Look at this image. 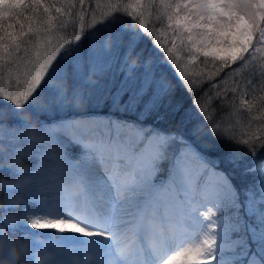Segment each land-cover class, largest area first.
Returning a JSON list of instances; mask_svg holds the SVG:
<instances>
[{
	"label": "snow or ice",
	"instance_id": "1",
	"mask_svg": "<svg viewBox=\"0 0 264 264\" xmlns=\"http://www.w3.org/2000/svg\"><path fill=\"white\" fill-rule=\"evenodd\" d=\"M74 2L66 0L64 7L72 10ZM79 3L84 5L85 0H79ZM104 7L108 11L99 20L93 16L88 31L109 24L118 29L125 24L121 17L127 16L133 22L138 19L140 33L132 35L126 31V44H121L117 36L118 46L125 51L122 53L123 67H120L119 60L115 61L121 79L118 83L112 81L113 88L109 89L107 97L112 113L104 119L61 118L56 122V113L70 106H82L80 100L83 93L79 88L66 84L54 85L57 98L52 106L42 107L33 97L47 84L46 77L53 65H59L65 59V45L70 44L73 38L78 45L82 37L87 38L85 17L80 15V26L74 37L69 36L64 40L63 36L53 35L63 21L54 23L57 18L51 15L53 11L61 14L62 7L45 5V0H0V61L7 56L24 67L23 73L17 75L14 91L0 87V106L6 103L15 110L14 115L20 121H25L21 110L27 108H32L36 113L43 111L53 119L51 125L41 121L13 133L23 142V146L14 149L12 158L34 156L39 163L31 168H22L15 162L7 165L11 176L19 179L3 185L10 198L3 205L4 214L0 216V242L7 239V252L0 251V258L5 254L14 256L11 250L15 243L12 239L14 236L5 229L14 232L19 227L24 233L20 238L31 242L25 256L32 264H39L42 253L46 255V264H69L66 258L68 253L72 254L70 264H153V257L178 237L186 221L185 213L192 208L193 198L197 194L215 199L213 206L217 211L236 210V203L245 206L238 201V197L243 192L245 200L250 198L247 193L251 189L247 186L237 189L233 185L231 201L221 199L220 193L214 190L219 177L223 176L229 184L231 180L227 172L205 167L201 152L197 150L200 146L190 143L191 139L199 136V125L186 129L191 133L186 142L183 137L177 141L176 133L151 131L138 120L112 118L120 113L136 112L137 109L143 111L141 104L145 97L148 101L144 107L149 111H158L166 103H171L175 91L172 82L147 74L134 75V62H129L133 55L145 58L139 45L150 41L171 68L169 61H176L173 56L174 40L180 39L182 44L186 41L189 45L191 59L200 56L205 68L209 66L206 62L212 64V68L204 73L206 80L187 88L196 96L193 104L207 126L204 136L211 140L204 146V151L233 169L241 168L244 176L259 172L260 215L254 223L262 237L259 241L250 238L247 221L244 235L240 236L241 228L229 222L231 216L220 220L214 218L215 212L206 211L201 213L205 216L201 230L203 238L198 234L196 242L185 241L187 246L181 244L179 249L164 259L163 264H221L218 253L225 247L233 251V258L227 264H264V155L260 154L264 149V126L258 128L259 136L249 131L241 134L247 138L238 137L235 127L226 126L224 118V112L231 107L228 92L225 90L221 94V83L213 82L215 78L226 83L229 73H241L242 68L253 64V54L264 50L258 47L264 45V0H159L158 4L156 0H150L145 10L156 7L160 13L157 20L167 18V27L173 30L172 39L169 40L173 47L161 43L159 36L152 39L155 29L150 32L144 12L137 13L136 9L141 7L138 0L135 5L129 3L126 6L121 5V0H116ZM30 36L38 37L39 42L29 40ZM27 44L32 45L31 50L22 49V45ZM22 50L25 53L23 58L18 55ZM31 51L35 52L34 56ZM80 51L79 47L73 50L74 54ZM112 67V63L101 65L98 72H110ZM260 67L257 73L253 64L252 78L245 80L244 87L251 89L259 81L258 86L264 90V65ZM173 74L186 87L183 83L186 77L177 75L176 70H173ZM235 91L232 89L233 93ZM213 92L215 95H212ZM69 95L75 98L74 104L69 103ZM125 96L127 100H124ZM201 102L207 107L201 106ZM209 109L211 112L205 115ZM173 142L180 144L179 149L171 150ZM66 143L79 147L78 158L69 156L65 151ZM241 148L246 151L241 152ZM3 151L0 148V153ZM170 152L167 177L158 182L157 177L165 171L163 166L168 162ZM249 155L253 161L260 160L256 168L246 163ZM45 183L50 191L60 194V201L68 209L67 216L47 219L35 214L34 205L41 207L45 203L42 199ZM21 205L26 207L19 213L10 214ZM221 224L224 230L217 232ZM28 226L32 230L54 229L59 233H74L85 239L78 241L74 249H64L40 241ZM233 235L237 238L233 239ZM218 237L221 240L219 245ZM257 243L262 251L254 254L251 250L255 249ZM244 244L248 245L251 260L239 258ZM181 256L185 259H178Z\"/></svg>",
	"mask_w": 264,
	"mask_h": 264
},
{
	"label": "rangeland",
	"instance_id": "2",
	"mask_svg": "<svg viewBox=\"0 0 264 264\" xmlns=\"http://www.w3.org/2000/svg\"><path fill=\"white\" fill-rule=\"evenodd\" d=\"M140 1V0H138ZM137 3V2H136ZM135 3V4H136ZM134 4V5H135ZM138 10V9H136ZM42 11V10H41ZM53 15V14H51ZM97 20L102 18V14L99 13L98 15L94 14L93 15ZM93 17H91L89 23L91 22ZM46 19V18H45ZM128 21H131L130 19ZM88 23V24H89ZM88 24L87 26L85 25L86 28V39L82 37V42L78 45L77 42L72 40L70 44L65 45V48L67 51L65 52V59L61 60L59 65L54 64L53 68L49 72V76L46 77L47 84L44 86L43 90L39 92V94H34V99L36 100L37 104L40 106H52V104L56 100L57 94L54 91V85L56 84H66L70 85L73 87H78L79 90L83 93L80 103L81 107L80 108H74V107H69L71 111H76L80 110L81 113H76L73 114L69 112L68 110H65L63 112H58L55 114L56 116V122H58L61 118L63 119H77V120H88V119H104L105 117H109L112 112L108 113H101V111H98L97 108L103 107L105 104L107 105V108L110 107V101L107 100V97L109 95V89L113 88V83L112 81L115 80L117 83L121 79L119 75V68L117 67L115 61L119 60L120 67H123V61L124 57L122 53H124L125 49L121 46H118L117 44V36L120 37L121 44H126L127 43V38L125 33L126 31H130L132 35H137L136 30H132L129 27V23L125 21V24L120 27L116 28L113 25H99L95 29H92L91 31H88ZM123 34L125 35L123 37ZM53 35H60L63 36L64 40H67L71 34L63 30V27H58L54 32ZM74 37V36H73ZM29 40L34 41V42H39L38 37H29ZM176 44H181L183 45L187 50L189 48V45L185 41L183 44L181 43V40H178V43ZM23 48H29L31 50L32 45L27 44V45H22ZM79 47L81 51L78 54H74L73 50ZM140 50H143L145 48V44L141 43L139 45ZM115 50V52H114ZM117 53H120L121 55H116ZM21 58L25 56L24 51H21L18 54ZM31 55H35L34 51H31ZM164 56H162L159 52L158 53H148V55H145V58L140 57L139 55H133L132 56V61L129 63L132 64L134 62V66L132 67V71L134 75H143L147 74L150 77L155 76V77H161L165 78V67H160L162 61L164 60ZM109 63L113 64V67L110 72L106 71L103 74H99L98 70L101 67V65H107ZM160 63V64H159ZM179 67L184 70V76L187 79L194 78V72L193 68L191 71L189 70V66L180 64ZM0 87H3L5 89H10L12 91L15 90L16 85H15V80L17 79L18 73H23L24 67L22 64H19L18 62H12L10 63L9 66L3 68L0 70ZM55 72V74L51 75L52 72ZM159 75L157 74L158 72ZM91 81V83H89ZM65 91H67V87L65 88ZM124 100H127V96L124 97ZM68 101L70 104L75 103V98L72 97L71 95L68 96ZM98 101H103V103H97ZM148 98L145 97L144 102L141 104V111H140V116L142 112H147L149 111V108H145L144 105L147 103ZM150 107V106H149ZM90 109L97 110V111H90ZM87 110V111H86ZM14 111L10 109V107L4 103L2 106H0V148H2L4 151L0 153V160L4 162V157H7L8 160L11 162L12 159V152L16 147H22L23 142L16 136L13 135L14 132H19L22 131L25 127H31L39 122L43 121L49 125L53 123L52 117L48 116L45 112L41 111L39 113H36L33 111L32 108H27L26 110H21L22 115L25 117V121H20L18 120L15 115ZM194 113H189L188 116H193L196 117L199 115V112L195 109L192 110ZM120 116V115H119ZM118 115L112 117V118H118ZM9 118H12L11 121H8ZM140 118V119H139ZM130 117V119L133 120H138V122L143 123L146 127L150 128L151 131H162L165 132L163 129L159 128L156 125L157 120L159 119L156 118L153 121H144L141 119V117ZM187 124H189V129L193 128L195 125L200 126V131L199 133H202L199 135L196 139L198 141L205 140L204 133L207 131H204L203 129V122L202 121H195L190 120L189 118L185 121ZM14 123H19L20 125H17ZM4 124L8 125V128H11L12 130L7 133L2 131V127ZM14 125V126H12ZM2 126V127H1ZM228 127H232V125L226 124ZM241 127V126H240ZM204 132V133H203ZM176 133V140H180L181 137L184 138L186 142L189 141L188 137L184 136V133L182 134L181 132H173ZM187 134H190V131L186 132ZM63 136V133L60 134ZM67 140V138H65ZM190 143L192 145H196L195 141L190 140ZM73 145L71 143H66L65 146V151L68 153V151L71 149L73 150ZM171 150L175 151L179 149L180 144L173 142L171 145ZM198 150V149H197ZM200 151V150H198ZM201 152V151H200ZM79 151H76L74 153V157L78 158ZM203 160H204V166L210 169H216V162L212 158L205 156L201 153ZM70 157H73L69 154ZM171 163V152L169 153V159L168 162L164 164V169L166 166H168ZM0 167L5 169V166L0 165ZM257 167V166H256ZM220 171V170H219ZM221 172V171H220ZM166 174V170L161 173L160 176L157 177V181L161 182L162 176ZM255 189L254 191L250 194V203L248 205L249 211H251L252 214H256V218L259 217L260 211H259V200H260V192H259V184H258V177H259V172L257 171L255 173ZM47 185L45 183L44 187ZM215 191L220 193V198L225 199L227 201H231L234 193L232 191V186L229 184L223 176L219 177L217 182H216V187L214 189ZM3 192V205L5 202L10 198L2 189ZM254 194V195H253ZM43 199V197H42ZM46 199V198H45ZM211 197H202L199 194L193 198V204L192 208H189L185 214H188V225L193 228L188 230V234H193L191 236V242L195 241L198 234H201V230L204 227V223L202 221H205V216L201 215V213H205L206 211L210 212H219L217 211L216 207L213 205L216 203L215 199H211ZM49 201V199H46ZM54 205V208H51L53 210H50L48 214L44 215V218L47 219H56L59 216H67L68 215V209L64 207L61 201H57ZM236 205V204H235ZM35 206V205H34ZM26 207V205H21L19 208L15 209L12 213L10 214H16L19 213L22 208ZM56 207V208H55ZM3 208V207H2ZM195 209V210H193ZM64 211V212H63ZM4 213V211H3ZM37 216H40L37 211L35 212ZM29 216L32 215V213H28ZM54 215V216H53ZM1 216V213H0ZM42 217V216H41ZM215 218V217H214ZM255 218V219H256ZM222 220L221 218H219ZM231 224L235 225L237 228L240 227L241 223V217L239 213L234 214L231 216ZM29 230L32 231L40 241H47L52 245H58L64 249H74L77 245L76 243L82 239H85L83 237H80L78 234H74V240L70 243L72 246L65 247V244H61L57 241H60L65 238V240L68 238L65 237L66 233H59L58 230L54 229H45V230ZM50 230V232H49ZM224 230L223 224H221L220 227L217 228V232H222ZM8 232H10L14 237H19L23 236L24 233L21 231V229L18 227L14 232L12 230L7 229ZM43 231V232H42ZM49 232V233H48ZM196 232L197 235L194 233ZM71 234V236H72ZM187 234V235H188ZM61 236V237H60ZM77 236V237H76ZM233 235V239L237 238ZM262 237V233L258 230V228H252V234L251 238L259 241ZM76 238V239H75ZM201 238L202 234H201ZM32 243H35L34 241ZM74 243V244H73ZM107 243V241H105ZM221 243L220 238L218 237V245ZM74 246V248H73ZM227 250V247H225L222 252L218 253V259L221 260V264H227L229 260L233 258V253H225ZM249 251L247 248L242 249V252L240 253L239 258L242 259V256L247 255L249 257V260H251V256L249 255ZM252 251V250H251ZM253 253H257L255 250H253ZM67 260L69 261V264L72 259V254L68 253L67 254ZM258 259V257H257Z\"/></svg>",
	"mask_w": 264,
	"mask_h": 264
},
{
	"label": "trees",
	"instance_id": "3",
	"mask_svg": "<svg viewBox=\"0 0 264 264\" xmlns=\"http://www.w3.org/2000/svg\"><path fill=\"white\" fill-rule=\"evenodd\" d=\"M109 2L115 3L116 0H99V6L97 5V0H85L84 5H80L79 0H75L74 2V8L72 10H69L64 7V4L66 3V0H45V5L54 4L56 7H62V13L56 14L54 11L51 13L53 16L57 18L54 23L57 21H63L62 25L60 27H63V30L71 34L70 36H74L75 31L79 29L80 26V15H83L85 17V25L89 23L91 17H93L94 14L98 15L99 13L103 14L104 12H107L108 9L104 7V5L108 4ZM137 2V0H121V5L126 6L129 3H132L133 5ZM141 5L140 8H137V13L143 11L144 17L146 20V23L148 25V30L151 32L155 29V34L153 35L152 39H156L157 36L160 37L161 43L167 45L168 47H173V44L169 43V40L172 39V28L167 27L169 24V21L165 17L163 21L157 20V16L160 14L157 11L156 7H149L147 10H145V6L150 4V0H140L138 1ZM159 0H156V3L158 4ZM42 10V9H41ZM64 13H68L65 15ZM75 13V14H72ZM121 19H124L126 22L129 23V27L132 30L137 31V35H139L138 31V19L133 22L128 21L129 19L127 16H122ZM125 35L123 34V37ZM126 39V37H124ZM258 38V37H257ZM179 39H175V47L173 48V56L176 57V61H169V63L172 64V67L170 68L168 64L164 62V60L161 63L160 67H165V78L166 81L172 82L175 91L173 95L171 96V103L165 104L163 107H161L158 111H147L142 112L140 116V111L137 109L136 112L125 114L120 113L117 114L119 117L125 120L130 119V117H141L144 121H153L156 119V125L163 129L166 133H173V132H181L184 133L185 137H190V134H187L188 132L186 129H189V124L185 122L188 118L190 120L195 121H202L203 117L200 115L193 118V116H188L189 113L192 112L193 109L197 110L196 106L193 104V101L196 99L195 94H191L187 88L195 87L197 84H200L202 81L207 79V76L204 75V73L208 72L209 69L212 68L211 62L208 63V68H205V62H201V57L197 56L194 60L191 59L190 55L188 54V50L181 44L178 43ZM145 44V48L142 50L145 55H148V53H158L159 51L157 49H154L152 44L147 41L142 42ZM23 47V46H22ZM258 47H261L264 49V45H258ZM23 51V50H22ZM254 61L253 64L255 65V70L258 73L261 70V65H264V50L255 52L254 54ZM251 59V58H250ZM13 61L11 58L5 56L3 57V60L0 61V70L7 67L12 63ZM160 64V63H159ZM177 64L188 65L189 70L193 68L194 72V78L191 77V79H183V83L186 85V87H183L179 81L176 79L175 75L173 74V70H176L177 75L184 76V70L179 67L177 69ZM253 64H249L246 68H242L241 73H235L234 75L232 73H229L227 76V82L223 83L221 81L215 80L213 78L214 83H221V94H224L225 90L228 92V99L231 104V107H228L226 111L224 112V118L226 121V124L232 125L235 127V131L238 137L240 138H247L246 136H241L242 133H247L249 131L256 132L259 136L260 133L258 132V128L261 126H264V90H261L259 85V81H257L256 84L253 85L251 89L244 87L245 80H250L252 78V71H253ZM218 67V65H217ZM214 70V69H213ZM1 72V71H0ZM161 73L160 71L157 73L159 75ZM239 85V87H238ZM232 89H236L235 93L232 92ZM212 95H215V92L212 93ZM108 104H105L103 107L97 108L98 111H101V113H108L112 112L111 108H107ZM201 106L207 107V104L201 102ZM178 109V110H177ZM69 112L76 114L81 113L80 110L71 111L69 108L67 109ZM90 111H97L90 109ZM87 111V110H86ZM211 112V109L208 110V112L205 113V115H208ZM140 119V118H139ZM12 118H9L8 121H11ZM17 123H14V125ZM12 125V126H14ZM17 125H20L19 123ZM241 126V127H240ZM2 127V126H1ZM203 129L204 131H207V126L203 122ZM11 128H8L7 124H4L2 127V131L7 133L11 131ZM204 133V132H203ZM202 133H199L201 135ZM205 140L198 141L196 138L191 139L193 142L195 141L196 145H199V150L203 153V155L208 156L215 160L216 162V168H219L221 170H224L227 172V175L229 179L231 180V185H235L237 189H243L245 186L251 189V192L247 193V195L250 197V194L255 189V173L251 174L249 176H244L242 174L241 168L233 169L231 166L224 164L222 161H220L217 157L210 155L207 151H204V146L211 142V140L205 136H203ZM73 150H69L68 154L71 156H75L74 153L76 151H80L79 147L76 145H73ZM241 152H245L246 150L241 148ZM261 155H264V149L260 151ZM259 155V153H258ZM4 162L0 160V165L5 166V169L0 167V176L5 175H11V171L9 168H7V165L10 163L7 157H4ZM27 164L29 165L28 168H31L33 165L39 163V159L36 157H29L26 160ZM246 163H248L252 168H256V165L260 163V160L253 161L251 156L249 155L247 157ZM3 192L2 189H0V213L1 216L3 213ZM250 199V198H249ZM245 200L244 193L241 192V194L238 197V201L243 202L245 205L244 207L241 206V203H236L235 209L231 211H219L216 212L215 218H224L225 216H233L236 213L240 214L241 217V233L240 236L244 235V229L247 226L246 221L249 223L248 225V231L250 233V238L252 234V228L254 229L256 227L254 223V214L251 213L248 209V205L250 203V200ZM234 211V212H233ZM257 228V227H256ZM21 237V236H19ZM235 238V236H234ZM247 239V237L245 238ZM254 241H257L253 238H251ZM243 243V241H242ZM244 248H248L247 244H244ZM228 252L231 254L233 253L232 249L227 248ZM257 253H260L262 249L260 248L259 244L257 243V246L254 249ZM253 251V250H252ZM242 252V250H241ZM240 252V253H241ZM249 257L247 255L242 256V259Z\"/></svg>",
	"mask_w": 264,
	"mask_h": 264
},
{
	"label": "clouds",
	"instance_id": "4",
	"mask_svg": "<svg viewBox=\"0 0 264 264\" xmlns=\"http://www.w3.org/2000/svg\"><path fill=\"white\" fill-rule=\"evenodd\" d=\"M27 157L18 156L13 157L11 162L17 163L22 168H28L29 165L26 162ZM18 177L11 175L0 176V189H3V185L7 183H13L18 181ZM7 232V228L5 229ZM15 243L12 245V252L14 256L5 254L0 258V264H32L25 256L26 250L31 247V242L29 240L21 239L20 237L12 238ZM0 251L7 252V239L0 242ZM39 264H46V255L41 254L39 257Z\"/></svg>",
	"mask_w": 264,
	"mask_h": 264
},
{
	"label": "bare ground",
	"instance_id": "5",
	"mask_svg": "<svg viewBox=\"0 0 264 264\" xmlns=\"http://www.w3.org/2000/svg\"><path fill=\"white\" fill-rule=\"evenodd\" d=\"M64 212V211H63ZM54 216V215H53ZM52 219H54V218H52ZM43 232V231H42ZM49 232H50V230H49ZM48 232V233H49ZM71 234L72 233H66L65 234V237L67 238L66 240H65V238L64 239H62V240H60V241H57V242H59V243H61V244H65L66 246L65 247H70V246H72L70 243L72 242V240H74V235L72 234V236H71ZM195 235H197L196 234V232L194 233ZM76 235V234H75ZM61 237V236H60ZM77 237V236H76ZM76 239V238H75ZM75 241V240H74ZM79 241H80V239H79ZM76 242V241H75ZM195 241H192V243H194ZM74 244V243H73ZM76 245H77V243H76ZM73 248H74V246H73ZM178 259H185V257H183V256H181V257H179Z\"/></svg>",
	"mask_w": 264,
	"mask_h": 264
}]
</instances>
